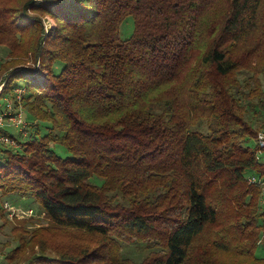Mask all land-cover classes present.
<instances>
[{
    "label": "trees",
    "instance_id": "16d2710c",
    "mask_svg": "<svg viewBox=\"0 0 264 264\" xmlns=\"http://www.w3.org/2000/svg\"><path fill=\"white\" fill-rule=\"evenodd\" d=\"M0 46V74L28 51L41 60L42 79L9 73L5 92L29 79L25 114L49 123L22 149L0 144V203L33 199L47 221L15 220L3 264H264L261 191L247 181L264 176L252 144L264 0H0ZM133 242L158 250L135 262Z\"/></svg>",
    "mask_w": 264,
    "mask_h": 264
},
{
    "label": "rangeland",
    "instance_id": "374dc122",
    "mask_svg": "<svg viewBox=\"0 0 264 264\" xmlns=\"http://www.w3.org/2000/svg\"><path fill=\"white\" fill-rule=\"evenodd\" d=\"M35 1L42 2V0H35ZM41 24L44 25V30L46 33L48 31H50L52 28H54V26L56 25V21L51 16L44 15V16H42V23ZM133 32H134V19L132 16H128L125 20H123V23L120 26L119 35L122 39L125 40V39L130 38L132 36ZM9 53L10 52H9L8 48H6L5 46H0V68H1V65L6 60L10 59V58H8ZM20 60H21V62L19 64L17 63L16 66L11 67L10 69H8L5 72H3L2 74H0V83L2 81H4L5 77H7V75H9V73L11 74L12 72H21L24 69H27V70L29 69V71L31 72V75H33V73H38L39 75H44V70L42 67L41 60H39V57H36L33 52L28 51V53L26 55H21ZM248 62L249 61H248V57H247V59L243 62L244 63L243 65H247ZM61 67H62V63L56 62V65H55L56 72H59ZM242 71H243V73L238 75V79L241 81H244V79L247 78L249 76V74H248V70L246 67L242 68ZM40 79H42V76H40ZM28 80L29 79L21 78L18 82L20 85L14 87L13 89L18 88L20 86L25 87L24 85L27 84ZM260 80L264 84V75H260ZM254 87L255 86H252V88H254ZM253 111L260 112L261 117L263 116L264 111L261 110L260 108H257ZM25 112H26V110L24 111V108H23V120L25 122H27V129H24L23 131H21V129H19L13 125H11L8 129V132H10V135L13 138H15L17 141L20 140L18 142L20 144L22 143V145L24 142H26L30 138L31 133L33 134V130H34L33 128H36V131L39 130L40 134H44L47 131L46 127H48V124H49L47 122H41L40 125H36L37 123H33L30 116L28 115V113L25 114ZM258 115L259 114L255 115L256 117H255L254 124L256 126L261 125V127H262L264 125V123L258 124V120L261 119V117H259ZM25 132L27 135H21V133H25ZM252 144L254 147H257L256 141H253ZM53 148L55 149L57 154L61 157L70 156V153L62 145L56 144V145H53ZM1 153H3V152H1ZM1 153H0V157L3 155ZM97 179L100 180L99 178H97ZM98 180L96 181L95 178H93V181L95 183L100 184L101 180L100 181H98ZM15 198L16 199L12 200V201H14L16 204H18V205L21 204L22 207H26V208H30V207L33 208L34 218H37V217H35L36 214H37V216H39L41 214L42 211L40 210L37 203L33 201V199H28V198L22 199L19 197H15ZM259 203L262 206V207L260 206L261 208L260 207L259 208L264 210V205L261 204L260 200H259ZM2 214H4V212L0 211V249L2 247H4L6 243H8V246H5V248H4V250L6 251L8 249L14 248L18 244V242L14 238V235L11 233L12 224H17V222L13 223L11 221L10 223L3 226L4 219L2 217ZM46 224H47V221H45L44 218L40 217L37 219H30V221H28L26 223V227L31 231L34 227L44 226ZM39 249L40 248L36 249L37 252ZM256 249H257V254L261 257H264V244L262 246H259ZM151 250H158V249L157 248L153 249L152 247H148L147 244H145L143 242L123 243V255H124V257L129 258L135 262H141L143 259H145L146 255ZM54 254H55L54 251L47 250L48 256H51ZM18 264H27V263L25 261H21Z\"/></svg>",
    "mask_w": 264,
    "mask_h": 264
},
{
    "label": "built area",
    "instance_id": "2783aa9c",
    "mask_svg": "<svg viewBox=\"0 0 264 264\" xmlns=\"http://www.w3.org/2000/svg\"><path fill=\"white\" fill-rule=\"evenodd\" d=\"M38 79L40 75L36 73ZM26 91L25 87H18L15 89L16 96L12 97L8 93L5 92V80L0 83V144L5 145L9 148H13L14 150L22 149V144H20L15 138L12 136H8L4 134L5 131H8L11 125L21 129H27V122L23 120V106L21 104V95ZM21 135H27L25 133H21ZM257 143V160L260 163L264 162V125L261 127L257 134L256 138ZM251 185L259 188L260 193V202L264 205V176L258 173H252L248 175L247 180ZM1 190H0V198H1ZM3 212L8 218L9 221L15 220H30L37 219L40 217H44V213L36 216L34 218L33 208L22 207L21 204H14L13 202L3 199L0 203ZM258 244H264V233L261 235ZM0 264H3V255L0 252Z\"/></svg>",
    "mask_w": 264,
    "mask_h": 264
},
{
    "label": "crops",
    "instance_id": "0c3cea01",
    "mask_svg": "<svg viewBox=\"0 0 264 264\" xmlns=\"http://www.w3.org/2000/svg\"><path fill=\"white\" fill-rule=\"evenodd\" d=\"M10 222H11V221H10ZM12 222H15V221H12ZM3 260H5V259H4V256H3ZM4 263H5V261H4Z\"/></svg>",
    "mask_w": 264,
    "mask_h": 264
}]
</instances>
